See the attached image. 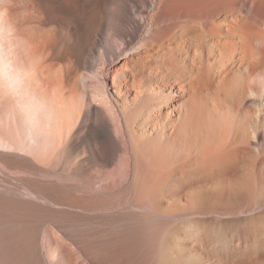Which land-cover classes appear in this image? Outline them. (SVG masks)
<instances>
[{"label": "bare ground", "instance_id": "1", "mask_svg": "<svg viewBox=\"0 0 264 264\" xmlns=\"http://www.w3.org/2000/svg\"><path fill=\"white\" fill-rule=\"evenodd\" d=\"M31 6L0 72L12 260L264 264V0Z\"/></svg>", "mask_w": 264, "mask_h": 264}, {"label": "clouds", "instance_id": "2", "mask_svg": "<svg viewBox=\"0 0 264 264\" xmlns=\"http://www.w3.org/2000/svg\"><path fill=\"white\" fill-rule=\"evenodd\" d=\"M33 13L31 0H0V72L7 73L10 70L9 56L16 46L12 41L19 43L22 40L21 26Z\"/></svg>", "mask_w": 264, "mask_h": 264}, {"label": "rangeland", "instance_id": "3", "mask_svg": "<svg viewBox=\"0 0 264 264\" xmlns=\"http://www.w3.org/2000/svg\"><path fill=\"white\" fill-rule=\"evenodd\" d=\"M39 220V219H38ZM1 247H0V264H18L17 261L15 260L14 262V259L12 260V254L14 252V248L12 247V245H9L10 243L9 242H3V243H0ZM6 244V245H5ZM12 250V252H11ZM4 253V255H3ZM7 254V256H6ZM11 254V255H9ZM2 256V257H1Z\"/></svg>", "mask_w": 264, "mask_h": 264}]
</instances>
